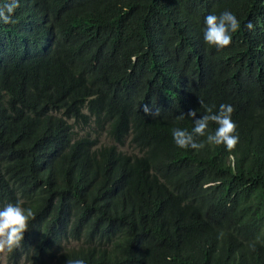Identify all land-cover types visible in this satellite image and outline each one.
<instances>
[{
	"label": "trees",
	"instance_id": "1",
	"mask_svg": "<svg viewBox=\"0 0 264 264\" xmlns=\"http://www.w3.org/2000/svg\"><path fill=\"white\" fill-rule=\"evenodd\" d=\"M19 3L0 22V209L35 219L4 263L264 264V0ZM226 10L240 28L217 49L205 18ZM221 104L233 150L175 144Z\"/></svg>",
	"mask_w": 264,
	"mask_h": 264
},
{
	"label": "clouds",
	"instance_id": "2",
	"mask_svg": "<svg viewBox=\"0 0 264 264\" xmlns=\"http://www.w3.org/2000/svg\"><path fill=\"white\" fill-rule=\"evenodd\" d=\"M20 6L19 0H7L0 5V22L5 24L13 23V16ZM204 40L208 45L217 49L228 47L232 42L231 33H235L240 28L237 17L230 11H224L219 16L209 14L205 18ZM245 27L254 30V25L249 21ZM143 111L147 115L157 116L159 110L153 111L147 104L143 106ZM234 108L231 105L221 104L219 111L213 113L211 109L208 114L201 118H196V111H189L187 116L193 120L194 127L189 132L185 129L174 128L172 136L175 144L183 149L200 150L204 148L203 142H197V137H205L207 143L215 145H225L231 151L239 142L236 134V124L232 120ZM181 119L184 118L182 114ZM214 122L218 127L214 134L209 132V123ZM35 219V214L31 208L25 209L17 204H8L0 209V254L12 253L22 247L24 234L29 230L30 220ZM5 261L3 260V264ZM68 264H85L83 259L68 261Z\"/></svg>",
	"mask_w": 264,
	"mask_h": 264
},
{
	"label": "rangeland",
	"instance_id": "3",
	"mask_svg": "<svg viewBox=\"0 0 264 264\" xmlns=\"http://www.w3.org/2000/svg\"><path fill=\"white\" fill-rule=\"evenodd\" d=\"M1 260H5V254L0 257Z\"/></svg>",
	"mask_w": 264,
	"mask_h": 264
}]
</instances>
